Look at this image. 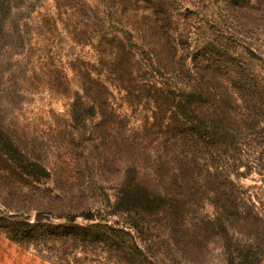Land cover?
Segmentation results:
<instances>
[{
    "label": "rangeland",
    "instance_id": "rangeland-1",
    "mask_svg": "<svg viewBox=\"0 0 264 264\" xmlns=\"http://www.w3.org/2000/svg\"><path fill=\"white\" fill-rule=\"evenodd\" d=\"M25 1L0 264H264V0Z\"/></svg>",
    "mask_w": 264,
    "mask_h": 264
},
{
    "label": "trees",
    "instance_id": "trees-1",
    "mask_svg": "<svg viewBox=\"0 0 264 264\" xmlns=\"http://www.w3.org/2000/svg\"><path fill=\"white\" fill-rule=\"evenodd\" d=\"M26 2L0 0V109L14 106L16 100L20 102L36 77L53 75L50 68L41 67L44 64L40 65L41 58L37 55L41 46L46 48L49 43V33H41L49 27V22L22 12ZM125 40L126 44L133 42L131 38ZM16 154L25 157L20 146L7 134H2L0 155L10 162Z\"/></svg>",
    "mask_w": 264,
    "mask_h": 264
}]
</instances>
